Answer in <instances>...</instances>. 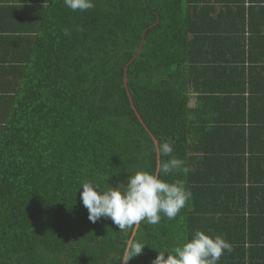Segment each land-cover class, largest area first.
Instances as JSON below:
<instances>
[{
    "label": "trees",
    "instance_id": "trees-1",
    "mask_svg": "<svg viewBox=\"0 0 264 264\" xmlns=\"http://www.w3.org/2000/svg\"><path fill=\"white\" fill-rule=\"evenodd\" d=\"M93 3L0 0V264H122L134 230L91 222L82 185L156 173L155 140L192 199L128 264L196 231L264 264V0Z\"/></svg>",
    "mask_w": 264,
    "mask_h": 264
},
{
    "label": "clouds",
    "instance_id": "clouds-1",
    "mask_svg": "<svg viewBox=\"0 0 264 264\" xmlns=\"http://www.w3.org/2000/svg\"><path fill=\"white\" fill-rule=\"evenodd\" d=\"M72 11L86 12L94 7L93 0H64ZM65 30V35H68ZM161 156H168L166 162L159 165V173L136 171L129 175L126 183L101 189L94 182H85L80 198L88 211V219L95 223L101 218L110 219L119 229L137 228L142 221L159 224L162 216L174 220L192 199V192L182 181L167 182L160 175L169 176L181 170L187 171L183 161L172 156L174 147L165 141L158 146ZM146 245L129 240L124 250L122 264L142 254ZM231 244L217 235L210 237L203 231H196L191 239L169 252H158L152 264H218L225 252H232ZM167 253V258H165Z\"/></svg>",
    "mask_w": 264,
    "mask_h": 264
},
{
    "label": "water",
    "instance_id": "water-1",
    "mask_svg": "<svg viewBox=\"0 0 264 264\" xmlns=\"http://www.w3.org/2000/svg\"><path fill=\"white\" fill-rule=\"evenodd\" d=\"M140 53V51L138 52V54ZM125 82H126V80H125ZM155 145H156V147H157V154H158V167H157V174L159 173V165H160V152H159V150H158V142L155 140ZM137 229H138V227L137 228H135V230H134V232H133V235H132V237H131V239L130 240H134V238H135V235H136V232H137Z\"/></svg>",
    "mask_w": 264,
    "mask_h": 264
},
{
    "label": "crops",
    "instance_id": "crops-1",
    "mask_svg": "<svg viewBox=\"0 0 264 264\" xmlns=\"http://www.w3.org/2000/svg\"><path fill=\"white\" fill-rule=\"evenodd\" d=\"M259 57H262V55L260 53H258ZM263 61V60H262ZM195 103V102H194Z\"/></svg>",
    "mask_w": 264,
    "mask_h": 264
}]
</instances>
